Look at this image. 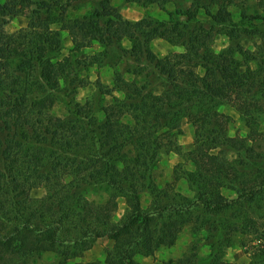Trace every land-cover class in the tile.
<instances>
[{
  "label": "trees",
  "instance_id": "1",
  "mask_svg": "<svg viewBox=\"0 0 264 264\" xmlns=\"http://www.w3.org/2000/svg\"><path fill=\"white\" fill-rule=\"evenodd\" d=\"M57 1L42 0L45 8ZM74 1L60 5L65 14ZM157 1L164 6L167 0ZM210 2L201 5L192 0L187 21L180 23L188 37L186 51L166 59H157L136 41L142 33L147 41L161 36L175 42V38L159 27L145 32L150 21L124 19L112 0H103L99 11L108 18L104 31L94 20L68 27L78 49L89 41L110 45L131 39L139 60L144 55L167 78L169 87L158 96L138 90V99L131 103L121 100L104 107L105 119L97 128H93L95 119L87 115L90 110L75 111L73 117L52 114L53 93L66 71L64 62L47 59L48 51L61 42L59 32L51 29L58 21L52 9L47 18L39 13L35 23L13 33L0 20V264H31L47 254L80 257L106 236L114 241L107 264H136L139 253L151 255L161 246H173L195 208L222 212L241 200L261 208L264 165L244 170L245 160L231 159L225 148L245 151L256 162L264 160V129L258 120L264 114V14L251 12L246 2L239 6L236 22L229 10V3L236 1ZM27 7L29 0H8L0 4V11L20 14ZM202 9L209 23L225 28L231 39L242 34L259 37L257 52L246 53L241 44L213 51L210 32L193 35L203 27H197L200 21L196 20ZM243 51L244 59L236 58ZM198 66L204 68L203 75L197 72ZM36 67L40 81L26 83L22 76H29V70ZM104 86L99 83L101 89ZM224 103L239 112L244 135L228 134L232 117L220 111ZM182 118L195 128L190 151L193 169L183 173L175 168L173 181L160 188L152 171L163 153L181 152L177 138ZM164 127L168 130L162 132ZM180 179L194 187L193 200L174 191ZM225 180L241 187L237 198L222 193ZM92 184H103L111 193L104 200L92 201L81 191ZM38 187H44L46 194L35 198L31 191ZM143 189L155 190L160 200H170L153 201L145 208ZM120 196L126 198L129 212L113 223ZM211 264L229 263L215 257Z\"/></svg>",
  "mask_w": 264,
  "mask_h": 264
},
{
  "label": "rangeland",
  "instance_id": "2",
  "mask_svg": "<svg viewBox=\"0 0 264 264\" xmlns=\"http://www.w3.org/2000/svg\"><path fill=\"white\" fill-rule=\"evenodd\" d=\"M7 1L0 0V4ZM102 1L75 0L67 14L60 6L66 0H58L53 3V6L46 8L42 0H29V7L24 8L20 14H11L8 9L7 15H2L0 11V20H5V28L9 33L28 28L32 21L36 22L39 13L42 18H47L51 13L58 20L51 24V29L59 32L61 42L58 48L48 51L47 59L51 62H64L66 71L60 78L59 90L53 93L56 104L52 109V114L56 117H73L75 111L90 110L87 115L95 119L93 128L99 127L104 121V107L121 100L131 103L133 99H138L135 96L138 90L142 94L149 93L154 97L169 87L166 76L161 75L144 55L139 60V56L134 51L136 45L131 39L124 38L110 45L100 41L87 40L89 44L85 48L78 49L75 46V36L70 32L69 26L94 20L98 21L99 27L104 31L108 18L99 15ZM195 1L201 5L211 4L210 0ZM234 1L236 2L229 3V10L233 13V19L236 22L239 21L241 15L239 6L246 2L251 12L258 11V13L264 14V5H259L261 0ZM112 2L124 19L133 22L150 21L152 24L144 30L145 32L159 27L160 31L166 30L175 38L173 39L175 42L161 36L147 41L144 37L146 34L140 35L136 42L143 48L148 47L157 59H166L186 51L188 37L183 34L180 23L183 24L187 21L186 10L190 9L192 0H167L164 6H161L157 0H112ZM50 9L52 10L49 13ZM211 9L215 12L217 6L214 5ZM196 20L200 21L197 27L200 24L203 27L196 30L193 35H205L210 32L212 38L209 46L215 52L241 44V48L246 53L255 54L261 45L259 37L247 34H242L237 39L229 38L225 33V28L214 26L212 22L209 23V17L205 15L204 9L198 14ZM78 39L82 40L83 38L79 37ZM54 45L56 47V44ZM197 46L199 48L200 44ZM244 51L243 56L237 54L236 58L244 59L242 58L245 56ZM252 67H256V64L253 63ZM39 70L36 67L34 71L29 70V76L24 74L22 77L25 82L31 85L38 83L41 78ZM196 70L200 75L204 74L202 66H198ZM99 83L105 85L103 89L99 87ZM144 86L145 88H143ZM108 89H112V91L107 92ZM128 95L133 96L128 97ZM219 109L232 117L228 126V134L244 135L246 127L233 105L224 103L219 105ZM258 120L260 128L264 129V114L260 115ZM181 128L182 133L177 138L181 152L163 153L158 166L152 171L153 178L160 188L164 187L167 182L173 181L175 168L180 167L179 170L183 173L193 169L190 151L194 145L195 128L187 118L181 119ZM166 130L168 127L162 128L161 131L165 132ZM225 149L231 159L245 160L247 165L242 166L244 170L255 171V168L264 165V160L256 162V160L250 159L245 151L227 147ZM224 183L226 186L222 188V193L229 199L237 198L241 187L226 180ZM81 191L92 201L104 200L111 193L110 188L103 184L86 185ZM153 191L155 190L145 189L141 193L142 205L145 208H149L153 201L164 203L170 200V198L162 197L160 200L156 197V192ZM174 191L191 200L195 198L196 194L194 187L185 179L177 181ZM45 194L44 187L34 188L31 191V195L35 198L43 197ZM162 196L164 195L162 194ZM261 197L263 201L260 209L254 203L252 206L247 202L243 204V200L240 203H234L228 210L222 212H212L202 207L193 209L189 221L183 226L178 240L173 246H161L151 255L139 253L135 256V263L211 264L215 257H221L229 264H264V193L261 194ZM128 212L129 206L126 198L120 196L112 222H120ZM249 218L253 222H249ZM113 246L114 241L111 238L101 237L96 240L90 250L80 257L66 258L47 254L41 260L31 264H107V252Z\"/></svg>",
  "mask_w": 264,
  "mask_h": 264
}]
</instances>
